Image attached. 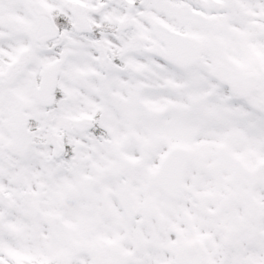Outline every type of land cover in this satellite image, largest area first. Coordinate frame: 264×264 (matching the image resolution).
Masks as SVG:
<instances>
[{"label": "snow or ice", "instance_id": "snow-or-ice-1", "mask_svg": "<svg viewBox=\"0 0 264 264\" xmlns=\"http://www.w3.org/2000/svg\"><path fill=\"white\" fill-rule=\"evenodd\" d=\"M0 264H264V0H0Z\"/></svg>", "mask_w": 264, "mask_h": 264}]
</instances>
